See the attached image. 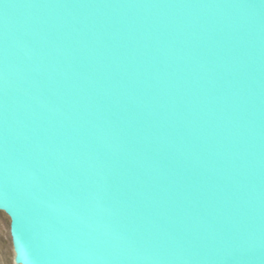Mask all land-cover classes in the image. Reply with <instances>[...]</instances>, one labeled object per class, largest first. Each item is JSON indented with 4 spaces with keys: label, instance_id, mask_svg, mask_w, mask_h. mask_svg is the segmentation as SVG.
Segmentation results:
<instances>
[{
    "label": "water",
    "instance_id": "95a60500",
    "mask_svg": "<svg viewBox=\"0 0 264 264\" xmlns=\"http://www.w3.org/2000/svg\"><path fill=\"white\" fill-rule=\"evenodd\" d=\"M0 210L17 264H264V0H0Z\"/></svg>",
    "mask_w": 264,
    "mask_h": 264
},
{
    "label": "rangeland",
    "instance_id": "374dc122",
    "mask_svg": "<svg viewBox=\"0 0 264 264\" xmlns=\"http://www.w3.org/2000/svg\"><path fill=\"white\" fill-rule=\"evenodd\" d=\"M10 222V217L0 210V264H17Z\"/></svg>",
    "mask_w": 264,
    "mask_h": 264
}]
</instances>
